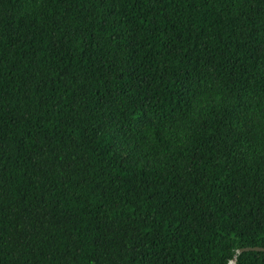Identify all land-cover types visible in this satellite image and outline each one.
<instances>
[{
  "label": "trees",
  "instance_id": "trees-1",
  "mask_svg": "<svg viewBox=\"0 0 264 264\" xmlns=\"http://www.w3.org/2000/svg\"><path fill=\"white\" fill-rule=\"evenodd\" d=\"M261 93L264 0H0V264H264Z\"/></svg>",
  "mask_w": 264,
  "mask_h": 264
},
{
  "label": "snow or ice",
  "instance_id": "snow-or-ice-1",
  "mask_svg": "<svg viewBox=\"0 0 264 264\" xmlns=\"http://www.w3.org/2000/svg\"><path fill=\"white\" fill-rule=\"evenodd\" d=\"M33 2L37 6H43L45 0H33ZM213 85L211 82H208L204 89H202V93L205 94L204 98L208 99V102H213V98L215 97L214 92L212 91ZM193 100L197 101L196 96H193ZM259 108L253 107L251 109L252 115L247 116V119L251 121L252 123L249 126V133L251 135L259 134L260 136L264 137V93H261L259 99H258ZM179 116L183 117L185 121L189 123V126L191 123L196 122V111H195V104H193L192 109L188 112L186 115L185 112L181 111L179 112ZM172 122H175L177 125L180 124V120L177 116L176 112H173L172 115L169 117L168 126L165 127L163 125H153L150 130H145V135L151 137V139L154 142L164 143L165 140L173 135V133L180 131V129L173 128L172 132L169 131V128L172 127Z\"/></svg>",
  "mask_w": 264,
  "mask_h": 264
},
{
  "label": "water",
  "instance_id": "water-1",
  "mask_svg": "<svg viewBox=\"0 0 264 264\" xmlns=\"http://www.w3.org/2000/svg\"><path fill=\"white\" fill-rule=\"evenodd\" d=\"M248 251H254V252H264V248L263 247H247V248H242L238 250V254H242L244 252H248ZM236 260H232L230 262V264H235Z\"/></svg>",
  "mask_w": 264,
  "mask_h": 264
}]
</instances>
